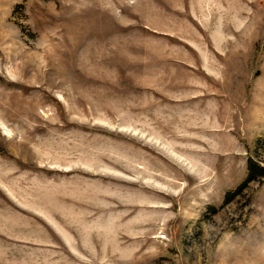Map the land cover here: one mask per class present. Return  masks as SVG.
<instances>
[{
    "label": "rangeland",
    "instance_id": "1",
    "mask_svg": "<svg viewBox=\"0 0 264 264\" xmlns=\"http://www.w3.org/2000/svg\"><path fill=\"white\" fill-rule=\"evenodd\" d=\"M0 264H264V0H0Z\"/></svg>",
    "mask_w": 264,
    "mask_h": 264
},
{
    "label": "trees",
    "instance_id": "2",
    "mask_svg": "<svg viewBox=\"0 0 264 264\" xmlns=\"http://www.w3.org/2000/svg\"><path fill=\"white\" fill-rule=\"evenodd\" d=\"M256 168H257V167H255L254 165H249V168H248L249 177H248V179L246 180V182L252 180V179H251V176L253 175V173L256 172ZM261 171H263V170H261Z\"/></svg>",
    "mask_w": 264,
    "mask_h": 264
}]
</instances>
